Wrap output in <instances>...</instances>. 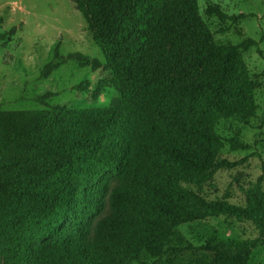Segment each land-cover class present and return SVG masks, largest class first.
<instances>
[{
  "label": "trees",
  "instance_id": "trees-1",
  "mask_svg": "<svg viewBox=\"0 0 264 264\" xmlns=\"http://www.w3.org/2000/svg\"><path fill=\"white\" fill-rule=\"evenodd\" d=\"M71 1L104 60L64 55L56 46L40 76L67 62L103 69L119 96L103 108L0 110V160L10 145L47 157L37 171L0 182L2 264H128L155 251L178 226L219 215L256 221L264 245L263 175L244 206L209 200L181 184L182 178L211 180L216 172L223 138L207 128L254 115V83L240 49L255 47L264 58L260 41L217 43L197 16V0ZM206 12L221 22L256 16L229 15L215 3ZM15 32L14 26L0 31V39ZM89 86L82 80L72 88L89 92ZM110 86L102 78L95 96ZM50 95L36 100L46 104ZM141 96L161 97L162 108L135 105ZM171 106L189 119L176 121ZM230 142L250 148L237 138ZM195 249L205 254L200 264H248L251 256L247 244L216 237Z\"/></svg>",
  "mask_w": 264,
  "mask_h": 264
},
{
  "label": "rangeland",
  "instance_id": "rangeland-1",
  "mask_svg": "<svg viewBox=\"0 0 264 264\" xmlns=\"http://www.w3.org/2000/svg\"><path fill=\"white\" fill-rule=\"evenodd\" d=\"M197 16L217 43L240 44L246 37L260 41L264 53V0H197ZM219 5L227 14L252 12L256 16L238 22H221L207 14L209 4ZM16 27L10 40L0 39V110L45 109L53 104H66L72 108H103L119 96L115 79L110 71L92 70L67 62L47 77L40 76L43 66L51 59L58 46L59 53L81 52L90 58L104 60L101 49L92 40L85 19L74 8L71 0H0V31ZM161 43L156 36L153 44ZM241 51L250 79L254 83L253 98L256 111L247 121L237 117L218 120L208 133L223 138L216 172L211 180L182 178L181 184L209 200H224L244 206L249 190L259 177L264 176V58L255 47ZM109 78L111 86L95 96L102 78ZM82 80L89 82V92L72 87ZM51 92L46 104L36 97ZM134 104L157 110L162 98L141 96ZM171 108L176 121H187L183 110ZM237 138L250 148H234L230 139ZM46 156L34 150L21 151L10 145L0 160V182L19 180L24 173L40 169ZM242 161L235 167H221L219 162ZM264 191V180L262 182ZM210 237L223 241L245 243L251 250L248 264H264V245L260 241L257 222L219 215L197 220L177 227V233L165 239L155 251L143 252L138 260L128 264H200L205 254L198 247ZM179 249L174 252V249ZM0 264H2L0 258Z\"/></svg>",
  "mask_w": 264,
  "mask_h": 264
}]
</instances>
